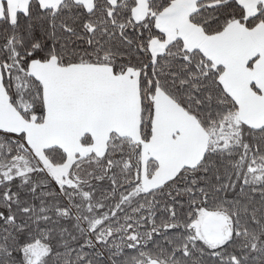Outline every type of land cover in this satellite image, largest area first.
Wrapping results in <instances>:
<instances>
[{
	"label": "snow or ice",
	"instance_id": "obj_1",
	"mask_svg": "<svg viewBox=\"0 0 264 264\" xmlns=\"http://www.w3.org/2000/svg\"><path fill=\"white\" fill-rule=\"evenodd\" d=\"M0 264H264V0H0Z\"/></svg>",
	"mask_w": 264,
	"mask_h": 264
}]
</instances>
